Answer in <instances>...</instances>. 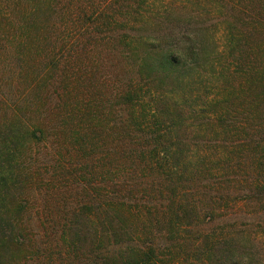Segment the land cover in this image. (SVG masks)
Listing matches in <instances>:
<instances>
[{
    "label": "rangeland",
    "instance_id": "374dc122",
    "mask_svg": "<svg viewBox=\"0 0 264 264\" xmlns=\"http://www.w3.org/2000/svg\"><path fill=\"white\" fill-rule=\"evenodd\" d=\"M172 50L181 63L158 66ZM263 124L264 0H0V264L109 261L97 219L74 248L66 227L104 200L150 206L133 235L157 264H201L206 235L232 228L264 264ZM163 143L171 179L143 170ZM175 188L193 217L177 260L158 213Z\"/></svg>",
    "mask_w": 264,
    "mask_h": 264
},
{
    "label": "trees",
    "instance_id": "16d2710c",
    "mask_svg": "<svg viewBox=\"0 0 264 264\" xmlns=\"http://www.w3.org/2000/svg\"><path fill=\"white\" fill-rule=\"evenodd\" d=\"M230 31V30H229ZM231 36V40L234 43L237 41V37L233 34V32H228ZM177 50H172L170 52H166L167 54L164 55L163 60L159 63L158 66H161L163 68H169L170 66L173 67L176 64H180V57H178L175 53ZM169 64L170 66H168ZM258 102L261 101V98L259 99L258 97L256 98ZM161 113H159L160 115ZM157 116V115H156ZM263 130L261 131L262 134H264V124L262 125ZM156 146V150L159 153H162L164 156L160 155H150L147 157L145 155V159L147 158H152L155 157L158 162L155 165L154 163V158L152 160H148V164L144 166L143 170H158V172H161L165 177H173V175L177 174L180 171V166L182 160L179 159L180 157L178 156V151L176 147L174 148L173 146H169L163 143ZM153 150V151H154ZM152 151L149 152V154ZM158 153V154H159ZM182 153V151H180ZM147 154V153H146ZM7 178L4 176L1 181L6 182ZM147 189H143V195L145 198L149 197L147 195ZM142 191V190H141ZM163 193V192H162ZM161 193V194H162ZM150 194V193H149ZM171 194V199L168 200L169 202V208L162 209L163 212H158L159 215L161 216L159 218V222H165L167 228L171 227V230L175 234L174 236V248L177 251L173 252V255H175V259H179L181 256L188 257L190 254L185 253V246L180 242V238L178 239V233L180 232V227L183 223H186L188 225V222H185L187 219H192L188 214V210L190 207H188V204H183L182 203V198L180 195L177 193V189H173V191L170 192ZM1 197V196H0ZM144 198V199H145ZM99 204L96 206L95 205V210H93L94 206L91 205H85L82 208H79L78 212L72 214V217H68L67 222H66V227L67 231L70 232V239L72 243L69 240L70 247H73L74 245V239L71 238L74 234L76 229V235L80 236L82 239L81 233H88L85 232V228L87 227L88 223L90 222L92 224L95 223V219L99 221V226L101 227L102 230V235L98 236V240H104L107 243V246H109V249L107 251L109 255V261L103 262L102 264H113L112 262L114 261L115 264L116 262L120 259L121 264H157V254L155 250H148V251H142L143 249L139 248V246L136 244V240L138 239L137 236L133 235L135 233L134 231V226L138 224L139 221H142L141 218H144L148 216L146 214V211H150V206L146 207L147 204H144V206L139 207L140 205H133L130 203L129 209V214L127 215L125 210H122L120 207H123V204L121 206L114 205V203L106 202L104 200L103 202H98ZM123 203V202H122ZM149 203V202H148ZM158 208V207H156ZM162 208V206H160ZM159 208V209H160ZM168 209V210H167ZM167 210V211H166ZM7 210H0V228L2 227V223L4 222V215H6ZM95 211V212H94ZM16 213H19V210L15 211ZM14 212V213H15ZM97 212V215L95 213ZM79 216H84L86 218V223H81V219L78 218ZM81 223V225H79ZM44 224V223H43ZM232 229H229L227 231L221 232L222 234H215V236H210L206 235V241H205V246L202 248L199 252L196 253V257L199 260L197 263L201 264H248L247 261L245 262V259L242 256V253L238 252L240 250L239 247L240 243L237 242L239 241L236 237V232H234ZM1 230V229H0ZM66 230V229H65ZM95 230V229H94ZM98 231V230H95ZM68 232V233H69ZM84 235V241L88 242L90 241V236L89 235ZM96 234V232H95ZM225 235V236H224ZM65 237H59L57 239V243L61 247H65L67 245V242H65ZM97 238V236H96ZM208 238L213 239L208 243ZM20 239V238H19ZM97 240V239H96ZM182 240V239H181ZM253 241V240H251ZM94 242V241H93ZM255 242V241H253ZM125 244V249L123 250L120 247L124 246ZM133 244V245H130ZM203 246V245H202ZM118 247V248H117ZM201 247V246H200ZM74 248V247H73ZM117 250H112L116 249ZM121 250V251H120ZM120 251V252H119ZM68 254V257H71L70 255H73V258L77 257L76 250H63L60 251V259H62L64 255ZM81 256L85 255L84 250L79 252ZM65 255V256H66ZM118 255V256H117ZM172 255V256H173ZM257 254L252 253L251 259L254 260ZM255 256V257H254ZM66 256L65 259L62 260L64 262L65 260L68 259ZM214 257V258H213ZM252 261H250L251 263ZM176 264V263H175ZM253 264V262H252Z\"/></svg>",
    "mask_w": 264,
    "mask_h": 264
}]
</instances>
